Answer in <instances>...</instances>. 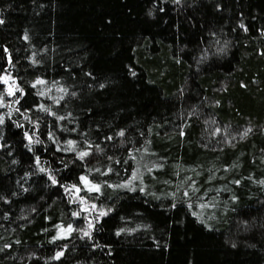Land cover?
<instances>
[{
  "label": "trees",
  "instance_id": "trees-1",
  "mask_svg": "<svg viewBox=\"0 0 264 264\" xmlns=\"http://www.w3.org/2000/svg\"><path fill=\"white\" fill-rule=\"evenodd\" d=\"M0 21V264H264V0Z\"/></svg>",
  "mask_w": 264,
  "mask_h": 264
},
{
  "label": "snow or ice",
  "instance_id": "snow-or-ice-1",
  "mask_svg": "<svg viewBox=\"0 0 264 264\" xmlns=\"http://www.w3.org/2000/svg\"><path fill=\"white\" fill-rule=\"evenodd\" d=\"M0 22H2V21H0ZM123 133H121V135H122ZM84 155H87V153H81V157H83ZM98 190V189H97Z\"/></svg>",
  "mask_w": 264,
  "mask_h": 264
},
{
  "label": "rangeland",
  "instance_id": "rangeland-1",
  "mask_svg": "<svg viewBox=\"0 0 264 264\" xmlns=\"http://www.w3.org/2000/svg\"><path fill=\"white\" fill-rule=\"evenodd\" d=\"M7 87H8V89H9V91H11V87H10V85H7Z\"/></svg>",
  "mask_w": 264,
  "mask_h": 264
}]
</instances>
